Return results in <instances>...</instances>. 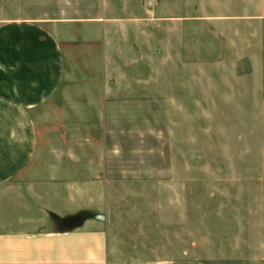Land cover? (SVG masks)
I'll use <instances>...</instances> for the list:
<instances>
[{
    "label": "crops",
    "instance_id": "0c3cea01",
    "mask_svg": "<svg viewBox=\"0 0 264 264\" xmlns=\"http://www.w3.org/2000/svg\"><path fill=\"white\" fill-rule=\"evenodd\" d=\"M114 1L123 15L92 18L84 15L85 8L57 17L0 19V264H264V32H228L227 24L261 21L264 15H212L194 1L186 7L182 0ZM90 2L61 0L64 6ZM245 2L251 0H238ZM99 20L109 23L107 32L74 31ZM186 21L202 31L175 29ZM93 44L104 53L102 65L97 56L93 63ZM182 68L193 76L190 97L194 91L197 98V85L205 82L200 98L236 101L241 117L252 110L259 125L253 134L256 157L246 160L242 154L228 160V173L222 166L210 174L222 185L206 195L211 200L205 206L204 258L179 248L169 258L162 226L156 254L150 255L147 232L142 227L136 234L128 223L142 192L127 191L121 183L141 181L143 174H156L162 182L166 178L158 179V168L131 157L133 150L146 147L142 128L153 133L149 117L154 110L144 111L146 117L138 121L142 109L118 111L115 106L143 82L144 71H168L164 82L171 85L173 73ZM83 76L97 92L87 84L81 91V83H87ZM125 134L130 136L125 139ZM81 135L91 139L83 143ZM195 158L180 157L177 163L191 172ZM164 164L162 159L163 170ZM245 164L254 166L251 173L244 172ZM229 174L233 179L225 187ZM246 180L255 183L252 188H245ZM121 188L138 197L125 210L120 206L124 226L115 214ZM193 222L184 230L194 228ZM177 224H172L173 249L182 242Z\"/></svg>",
    "mask_w": 264,
    "mask_h": 264
},
{
    "label": "rangeland",
    "instance_id": "374dc122",
    "mask_svg": "<svg viewBox=\"0 0 264 264\" xmlns=\"http://www.w3.org/2000/svg\"><path fill=\"white\" fill-rule=\"evenodd\" d=\"M109 0H92L89 4H73L64 6L61 4V0H0V19L12 20V19H28V18H43L47 16H59L63 11L71 10L78 12L85 10V16L92 18H108L111 16H121L120 6L113 0L112 4H108ZM200 2L198 6H203L208 14L218 15L225 14L228 16H256L259 14L264 15V0H251V2H245L244 4H238V0H229L233 4H225V0L219 1L214 0H182V5L191 2ZM223 7V10H219ZM114 9L113 13L109 10ZM219 11V12H218ZM78 14V13H77ZM76 15V14H75ZM218 20V19H215ZM233 20V19H226ZM250 22L242 21H228L229 25L228 32H264V18L260 20L250 19ZM97 23H84L79 25L74 30L78 34L81 32H107V21L104 23L99 20ZM192 22H180L176 23L175 29L179 32H186L189 28H192L191 32H201L198 30L197 25H191ZM216 22H211L214 25ZM249 23L251 25H249ZM198 24V23H197ZM130 30V29H129ZM112 32L114 29L111 30ZM130 32V31H128ZM263 39V38H262ZM261 41V40H260ZM92 47L95 49L93 63L96 62V56L99 65H102L101 58L104 57V53L101 51V47L98 44H93ZM91 53V52H89ZM108 54V52H106ZM228 55V54H227ZM215 56H213L214 58ZM132 59V58H131ZM134 59H138V56ZM228 62V61H227ZM214 72L219 70L213 69ZM168 71L161 69V73L157 74L148 69L143 72L140 79L143 80L141 84H135L133 87V93L127 95L123 101H119L115 106L118 111L121 109H130L137 111L142 109L143 114L138 121L143 120L146 117V110H154V117L150 116L151 121L150 127L153 130L151 132L143 131L147 137V141L143 142L146 147L142 149H136L131 152V157L141 158L148 163L149 167L158 168V179L166 178L164 182L157 181L153 174L142 175L141 181L121 182L122 185L125 183L126 189L137 190L138 193L142 192V196L132 197L131 191L129 194H125L122 188L119 190L121 196H118V205L116 207V216L118 217L119 225L124 226V211L121 210L120 206L125 210L127 202L137 199L139 207L146 206L144 212L136 213L135 211L139 208H134V211L129 215V227L134 229V232L138 234V230L143 227V230L147 232L149 245H145L148 248L150 255L156 254V243L159 242L160 238V227L162 226L163 234L166 239L165 248L169 249L167 252L169 258L177 256L180 249V253L183 250H188L191 255L196 257H205V206L207 198L206 195L209 191L215 188H221L222 182L217 183L216 179L210 174L216 172L215 168H227L230 167L228 160L236 159L242 154L245 159H251L253 156L256 157V150L254 151L253 146L257 144L253 134L258 131L259 125L257 117L255 121L251 116L252 110L246 111L244 117L238 106L239 103L236 101L221 100L219 98L215 100H205L200 98V92L205 90L203 82L201 85H197L196 94L197 98L193 93V97H190V89L194 90V80L192 74L189 77V70L182 68L173 73V82L171 85L164 82V76ZM199 74V73H198ZM199 76V75H198ZM82 82H87L80 86L81 91H87V85L94 88L93 91L97 92V88L91 79L83 76ZM157 82L160 83L157 87ZM199 82V80H198ZM87 84V85H86ZM147 95V96H146ZM204 96V95H203ZM89 102V101H88ZM164 110L163 117L161 112ZM245 110V109H244ZM159 112V117L157 113ZM221 112L223 115H221ZM257 108L255 107V114ZM158 117V118H157ZM119 120L123 118H118ZM135 120V118H133ZM127 122L130 121L129 117H124ZM153 121V122H152ZM132 127V125H131ZM127 130V129H126ZM136 134V133H134ZM134 139H138L134 137ZM82 136V138H80ZM79 140L83 143L88 142L90 137L81 135ZM130 135L125 134L124 138H128ZM241 136V139L238 138ZM129 141V139H127ZM129 141V145H130ZM133 143V142H131ZM224 144L233 146L229 149L222 147ZM230 144V145H229ZM135 145V144H133ZM188 146H196V150H190ZM213 146L212 148H209ZM181 147V148H180ZM195 154V155H194ZM130 153L127 150V156ZM194 156L196 157V165H191V172H189L188 165L183 163H177L178 158L185 157L191 158L193 162ZM162 159H164V170L162 166ZM172 159L176 160L173 166L167 165L166 162ZM209 159H214L220 162L222 160L227 165L216 166L211 164ZM145 162V163H146ZM209 163V165H208ZM214 163V161H213ZM147 166V164H146ZM168 167H170L168 169ZM213 167V168H212ZM254 166L244 165V172L251 173ZM256 167V166H255ZM208 169V171H206ZM213 169V171H211ZM251 169V170H250ZM207 173V174H206ZM209 174V175H208ZM226 177L223 185L227 186V183H231L233 177ZM153 177V178H152ZM246 175V178H251ZM149 178V179H148ZM119 183V182H117ZM244 183L242 181L238 184ZM253 181H245V188L253 187ZM119 187V184H117ZM230 188V187H229ZM148 194V195H147ZM123 197V199H122ZM111 199V198H110ZM116 199V200H117ZM121 211V212H120ZM189 213L192 218H188ZM193 222L194 228L186 229L188 222ZM176 225V231H181V244L174 247L170 242L174 228L173 223ZM126 225V224H125ZM138 227H137V226ZM134 227V228H133ZM139 228V229H138ZM144 245V244H143ZM192 246L193 249H188ZM179 248V249H178ZM178 249V250H177ZM175 251V252H173Z\"/></svg>",
    "mask_w": 264,
    "mask_h": 264
},
{
    "label": "built area",
    "instance_id": "2783aa9c",
    "mask_svg": "<svg viewBox=\"0 0 264 264\" xmlns=\"http://www.w3.org/2000/svg\"><path fill=\"white\" fill-rule=\"evenodd\" d=\"M147 5L151 7L153 5V1H149Z\"/></svg>",
    "mask_w": 264,
    "mask_h": 264
}]
</instances>
